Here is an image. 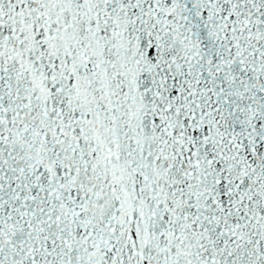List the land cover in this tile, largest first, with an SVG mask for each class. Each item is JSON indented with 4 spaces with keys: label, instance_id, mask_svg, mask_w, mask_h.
Returning <instances> with one entry per match:
<instances>
[{
    "label": "water",
    "instance_id": "obj_1",
    "mask_svg": "<svg viewBox=\"0 0 264 264\" xmlns=\"http://www.w3.org/2000/svg\"><path fill=\"white\" fill-rule=\"evenodd\" d=\"M0 264H264V0H0Z\"/></svg>",
    "mask_w": 264,
    "mask_h": 264
}]
</instances>
